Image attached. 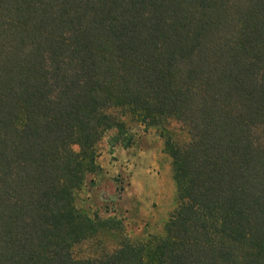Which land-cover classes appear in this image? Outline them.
<instances>
[{
	"label": "trees",
	"instance_id": "obj_1",
	"mask_svg": "<svg viewBox=\"0 0 264 264\" xmlns=\"http://www.w3.org/2000/svg\"><path fill=\"white\" fill-rule=\"evenodd\" d=\"M128 121L176 187L144 238L78 201ZM0 264H264V0H0Z\"/></svg>",
	"mask_w": 264,
	"mask_h": 264
},
{
	"label": "rangeland",
	"instance_id": "obj_2",
	"mask_svg": "<svg viewBox=\"0 0 264 264\" xmlns=\"http://www.w3.org/2000/svg\"><path fill=\"white\" fill-rule=\"evenodd\" d=\"M171 126L183 136L176 122ZM127 127L128 144L114 129L99 140L96 167L86 175L78 201L89 213L119 219L129 237L144 238L163 232L176 205V187L171 159L157 128L132 121ZM116 240V235L107 232L75 245L72 253L77 258L94 254L104 246L112 247Z\"/></svg>",
	"mask_w": 264,
	"mask_h": 264
}]
</instances>
